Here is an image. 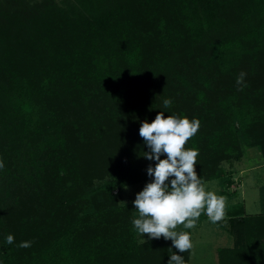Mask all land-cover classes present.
I'll return each instance as SVG.
<instances>
[{
	"label": "trees",
	"instance_id": "trees-1",
	"mask_svg": "<svg viewBox=\"0 0 264 264\" xmlns=\"http://www.w3.org/2000/svg\"><path fill=\"white\" fill-rule=\"evenodd\" d=\"M161 111L199 119L186 147L221 195L223 162L249 148L264 160V0H0V264H168L172 252L190 264L171 240L143 243L135 207L114 195L153 179L139 128ZM120 131L125 163L84 179L90 140ZM226 213L235 243L220 264H264V213Z\"/></svg>",
	"mask_w": 264,
	"mask_h": 264
},
{
	"label": "clouds",
	"instance_id": "clouds-1",
	"mask_svg": "<svg viewBox=\"0 0 264 264\" xmlns=\"http://www.w3.org/2000/svg\"><path fill=\"white\" fill-rule=\"evenodd\" d=\"M245 72L236 77L238 90L242 91L246 78ZM172 101L165 99L163 105L170 107ZM199 119L159 112L149 123L144 120L139 128V135L149 151L144 157L155 160V166L149 165L147 174L153 179L136 194L133 204L138 215L131 221L134 230L149 239L171 240L172 246L179 252L193 249L191 234L200 215L206 214L212 223L226 218V200L223 195L208 191L206 182L198 175L199 150L186 147L200 128ZM166 158L161 159L162 156ZM4 168L0 158V169ZM171 178V179H170ZM124 203V202H121ZM178 226H182L179 227ZM14 236L7 235V244L14 243ZM143 243L145 241L143 240ZM31 241H22L18 247H31ZM172 251V249H169ZM168 264H186L182 255L172 252Z\"/></svg>",
	"mask_w": 264,
	"mask_h": 264
},
{
	"label": "rangeland",
	"instance_id": "rangeland-1",
	"mask_svg": "<svg viewBox=\"0 0 264 264\" xmlns=\"http://www.w3.org/2000/svg\"><path fill=\"white\" fill-rule=\"evenodd\" d=\"M34 1L40 2L41 0ZM55 1L61 2L62 0ZM122 131L114 135H111L109 132L106 133L104 139L98 143L99 146L97 145L98 147L95 150L90 148L93 145V140H90L85 148L80 164L81 175L84 179H95L99 184V180L105 181L109 179V173L112 174L119 171L125 160L120 157L121 153L119 155L118 152L124 151L127 147L125 146L126 135H122ZM222 166L233 178V186L227 189L226 194L223 195L227 198L226 210H230L233 206L241 204L249 216L263 214L264 160L261 158L260 150L257 148L246 149L240 158L225 161L222 163ZM145 184L127 187L122 192L115 191L114 195L118 196L119 205L132 204L134 206L133 201L136 194L143 190ZM206 188L208 191L221 195V188L216 181L206 182ZM19 198L22 204L24 201L22 192H19ZM26 202L30 204L29 201ZM22 207L26 211V215L30 216V207L28 205ZM34 214L35 211L32 212V216ZM223 222L212 223L207 217L202 223H198V225L196 224L192 228L193 249L191 250L190 264H220L219 250L234 247V234L229 224ZM139 237L141 241L150 240L147 234L144 237L139 235ZM262 244L264 243L262 242Z\"/></svg>",
	"mask_w": 264,
	"mask_h": 264
}]
</instances>
